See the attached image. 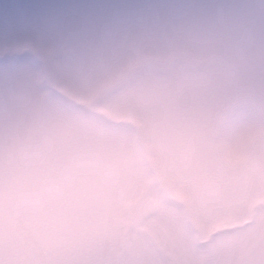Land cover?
I'll use <instances>...</instances> for the list:
<instances>
[{"label": "rangeland", "instance_id": "obj_1", "mask_svg": "<svg viewBox=\"0 0 264 264\" xmlns=\"http://www.w3.org/2000/svg\"><path fill=\"white\" fill-rule=\"evenodd\" d=\"M0 264H264V0H0Z\"/></svg>", "mask_w": 264, "mask_h": 264}, {"label": "water", "instance_id": "obj_2", "mask_svg": "<svg viewBox=\"0 0 264 264\" xmlns=\"http://www.w3.org/2000/svg\"><path fill=\"white\" fill-rule=\"evenodd\" d=\"M140 221H141L140 219H135L134 221L130 222V226H138Z\"/></svg>", "mask_w": 264, "mask_h": 264}]
</instances>
